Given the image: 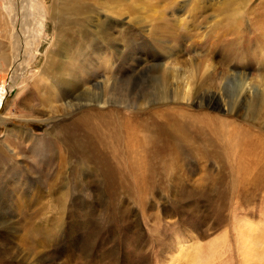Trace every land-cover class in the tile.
<instances>
[{
    "label": "rangeland",
    "instance_id": "obj_1",
    "mask_svg": "<svg viewBox=\"0 0 264 264\" xmlns=\"http://www.w3.org/2000/svg\"><path fill=\"white\" fill-rule=\"evenodd\" d=\"M21 1L0 0V54L15 46L0 80V264H264V0ZM43 7L55 33L100 34L112 50L94 61L61 48L50 107L43 76L20 84ZM188 124L199 132L186 136ZM135 126L141 176L125 152ZM209 126L253 138L248 174ZM66 128L87 138L86 162Z\"/></svg>",
    "mask_w": 264,
    "mask_h": 264
},
{
    "label": "bare ground",
    "instance_id": "obj_2",
    "mask_svg": "<svg viewBox=\"0 0 264 264\" xmlns=\"http://www.w3.org/2000/svg\"><path fill=\"white\" fill-rule=\"evenodd\" d=\"M32 1H34V0H23V1H21V3H22L21 8L26 7L28 4H29V6L33 7L35 5L36 1H34V2H32ZM38 4L42 5L41 2L38 3ZM28 10L30 11V9H28ZM48 15H49V12L47 11V9L45 7L41 8L40 13L38 15V20H37L38 27H37L36 37L34 38L32 43L30 44L32 49L35 50L36 53L33 55V61H32L31 67L28 68L26 71H24L26 77H23V80H22V82L20 84H22L24 81L29 80L31 78H39V77L41 78V76H43L45 79L43 80V82L41 84V89L42 90L39 89V90H37V92L39 94L43 93L44 94L43 96H49V95H53V94L55 95L54 99L48 100L49 107H50L51 103L53 101H56V98L60 99L59 92L62 91V89L60 87V84L62 82H64V78L63 77L62 78L58 77V76H60L59 72H54L55 68H54V65H53V60L55 58V55L57 54V52L61 48L65 49L67 47L66 44H72L71 50H74L75 52H77V54L75 55L76 57L80 56V57L83 58V57L86 56L87 53H91V54H94L97 57V59H94V61L101 60V56H102L103 52H105V51H110L111 52L112 50L108 49L104 45V37L100 36V34H98V37H97L96 40L88 41L87 35L90 34L89 31H86L84 35H82V34H78V35H63V34L55 33L54 31H52L49 28V26L47 24ZM41 39H42V41H39ZM43 42H44V45H42ZM12 43H13L12 49L15 50L14 42H12ZM47 47H48V50H45ZM128 48L129 47L123 45V46H121V49H115V54L117 53L119 55L121 53V51L126 50ZM12 49L10 47H8V45H7V47L5 45L3 47V51L0 54V73L2 72V74H3L0 77L1 82L4 79V75L6 76L8 71L10 70L9 64L11 62H13L12 60L14 58H13V56H11L9 54L10 50H12ZM40 52L45 53V56H44V58L42 59L41 62H40V60H38V53H40ZM3 53H6V54L4 56H2ZM72 54H73V52L71 51V56H72ZM1 56L4 57V59H2ZM116 61L117 60L115 58L111 59L110 60V62H111L110 67H114V64L116 63ZM2 62H4V63H2ZM20 67H25V64L24 63H20V65L18 67V71L21 69ZM32 68H33V70H30ZM130 70L135 71V68L131 67L129 69V71ZM163 70H164V74L167 77H169L170 79L176 78L177 70L175 68L173 70H171V69L167 70V71L165 69H163ZM236 71L235 70L232 71L231 74L229 76H227V78L228 79H233V77H237L240 80L243 77V73H239V72H236ZM82 74L85 75V77L87 76L86 72H82ZM124 74H125V72H124ZM166 76H165V78H167ZM186 80H189V79L183 78L182 85H184V88H180V90L185 91V93H183L182 100H187L190 97L189 96L190 95L189 83L188 82L186 83L185 82ZM108 81L106 83H108ZM81 83L82 84H85V83L89 84L90 82H89V79H87V78H81ZM176 88H177V91H178L179 87H176ZM2 92H3V87L0 88V106H1V98L3 96ZM68 95H70V93H68ZM46 100L47 99L42 97L39 100V102L40 103H45ZM220 100H221V102L224 103L223 97L220 96V98H218L217 95L212 94V95L209 96L208 103L211 104V105H219ZM57 101H59V100H57ZM65 105L69 106V102L65 103ZM126 122L128 124V121H126ZM133 126H131V127H133ZM185 126L186 127L181 126V127H183V130L182 129H179V130L183 131V133L186 136H190L191 133L199 132V130H196V129L192 128V126L190 124L185 125ZM131 127H130V129H128V127H127L129 147L125 146V152H126L127 156L131 159V166H133L134 163L139 164L138 168L135 169L134 167H132L130 169L131 175L141 176L142 173L145 174V172H146V168H143V166L146 167L145 164H147V160L148 159L144 158V160H143L140 157L141 155L138 152L130 151V150H132L130 148L137 147L141 143V140H140V138L137 135V130H139L138 127H136V126L134 128H131ZM95 129H96L95 127L90 125L89 134L92 136V140L93 139L98 140V138H97V136L95 134V132H96ZM210 129L217 137H220L221 132H222V134L225 133L227 135L226 140L229 142L228 148L231 151L241 155V157L237 161L238 172L239 173H243L242 175L248 174L250 169H248V167L246 168V164L245 163H246V160L249 159V155L252 153V151L254 149V146H255L253 138L250 135H248L247 133L242 132L240 130L226 132L223 129L219 128L220 131H221L220 132L219 130L215 129L214 127H210ZM65 133L69 136V140L71 142V145H72L76 155L79 156L82 159L83 162H86L88 157H89L88 155L90 154V145H89V142H88L87 138L82 136V135H80V134L76 135L74 131H69L67 128H66V132ZM22 134H25L28 137V139L31 137L27 133H22ZM256 142H258V141H256ZM33 147H34V150H37L38 145L35 144V146H33ZM134 149H136V148H134ZM154 151H156V150H154ZM148 157L149 158L151 157L150 159L152 161L156 160V157H155L154 153H149ZM127 161L128 160H125V163ZM122 162H123V160H122ZM126 170H128V168ZM112 174H113V172H112ZM127 174L128 173L126 172V175Z\"/></svg>",
    "mask_w": 264,
    "mask_h": 264
}]
</instances>
